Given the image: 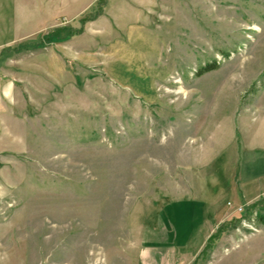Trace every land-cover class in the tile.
I'll use <instances>...</instances> for the list:
<instances>
[{"label": "rangeland", "instance_id": "1", "mask_svg": "<svg viewBox=\"0 0 264 264\" xmlns=\"http://www.w3.org/2000/svg\"><path fill=\"white\" fill-rule=\"evenodd\" d=\"M260 214L264 0H0V264H264Z\"/></svg>", "mask_w": 264, "mask_h": 264}, {"label": "crops", "instance_id": "2", "mask_svg": "<svg viewBox=\"0 0 264 264\" xmlns=\"http://www.w3.org/2000/svg\"><path fill=\"white\" fill-rule=\"evenodd\" d=\"M199 224H203L200 221ZM197 230V229H196ZM192 230L186 229V234ZM167 235L168 232L166 231ZM189 234V233H188ZM187 237L183 243L157 242L142 243L138 246L134 264H185L194 260L198 249L191 250L187 245Z\"/></svg>", "mask_w": 264, "mask_h": 264}, {"label": "trees", "instance_id": "3", "mask_svg": "<svg viewBox=\"0 0 264 264\" xmlns=\"http://www.w3.org/2000/svg\"><path fill=\"white\" fill-rule=\"evenodd\" d=\"M99 2H100V0H99ZM215 68H216V64H215V63H209V64H206V65L202 66V67L198 70L197 74L200 75V74H202V73H204V72L211 71V70H213V69H215ZM258 218H260L261 220L264 221V214H260V215H258Z\"/></svg>", "mask_w": 264, "mask_h": 264}]
</instances>
